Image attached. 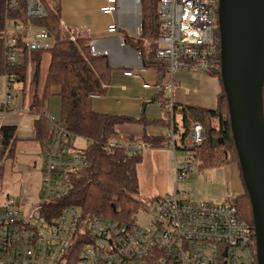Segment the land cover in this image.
<instances>
[{"label":"built area","instance_id":"1","mask_svg":"<svg viewBox=\"0 0 264 264\" xmlns=\"http://www.w3.org/2000/svg\"><path fill=\"white\" fill-rule=\"evenodd\" d=\"M100 1H104L99 9L103 15L133 11L140 19L141 0ZM218 1L158 0L155 57L163 64L167 77L185 70L220 72ZM51 3L4 0L1 39L4 63L9 70L17 66L24 51L46 54L51 49L53 41L48 29L33 24L47 17L53 9ZM19 8L24 20L7 17ZM118 29L113 22L107 32L118 36ZM140 31L141 27L139 35ZM87 46L93 57L108 55L95 41H89ZM145 68L142 65L137 70L124 71L123 76L139 78ZM3 77L6 95L0 110V131L5 117L13 113L8 91L15 83L11 72ZM172 85V80L160 84L163 97L158 104L170 115V126L162 138L163 145L174 154L175 189L165 197L149 199L143 208L139 205L124 223L96 216L83 220L74 204L57 209L49 206L66 200L72 190L71 176L87 163L82 150L73 144L77 136L43 111L50 138L40 146L43 161L38 199L24 209L14 198L4 197L0 205V264H66L74 241L81 246L77 264H257L253 224L239 217L235 195L215 204L193 201L189 193L177 189L179 181L199 168L197 154L204 134L199 123H191L186 134L174 125ZM100 146L106 153L122 150L131 157L141 156L151 148L142 140L125 141L119 137L106 139ZM139 212L145 215L143 223L137 221Z\"/></svg>","mask_w":264,"mask_h":264},{"label":"trees","instance_id":"2","mask_svg":"<svg viewBox=\"0 0 264 264\" xmlns=\"http://www.w3.org/2000/svg\"><path fill=\"white\" fill-rule=\"evenodd\" d=\"M51 2L53 9L48 12L47 17L33 21L35 25L46 27L53 41L51 49L46 53L49 58L47 65L41 66L43 52L24 51L20 57L21 63L9 70L3 59L1 33L5 12L4 0H0V75L4 76L5 73L11 72L16 83L24 84L28 70H31L33 74L29 108L32 110L36 105L41 103L43 105L48 98L57 97L60 104L59 122L63 128L88 142L86 148L82 149L87 163L83 169L84 175L72 181V190L63 203L56 202L49 206L57 209L64 204H74L79 207L83 220L96 216L118 223L127 222L138 208L133 196L138 191L136 167L141 162V156H127L122 150L106 153L102 151L100 144L111 137H119L121 130L124 129L129 131L124 137L125 141L139 139L150 143L151 148H162L163 138L151 137L147 135L145 129L148 126L167 128L171 123L170 115L164 112L162 120L148 121L142 116L133 119L95 113L92 110L90 96L103 97L106 94L110 68L105 57H93L89 54L87 39L76 41L61 39L58 0ZM157 5L158 0H141L140 35L135 43L127 36H124L123 40L140 53L144 67L157 65L162 73L164 66L155 57L156 46L149 54V59L154 60L152 62L146 60L139 46L145 41L153 44L157 42L159 27ZM7 17L24 20L20 8L10 12ZM208 75L217 76L221 81L220 73L217 71ZM261 89V118L264 126V81ZM38 90H41L40 94ZM216 105L214 111L173 105L174 125L177 126L175 117L178 116L184 134L187 133L191 123L202 125L204 141L197 154L199 171L238 163L223 90L217 97ZM42 114L43 112L33 123L34 141L40 146L50 138L48 122ZM133 128H138V132H133ZM0 135L1 159L5 153L12 154V145L16 140L14 129L11 127L3 126ZM239 196L241 200L237 196L234 198L238 215L244 221L253 224L246 190ZM80 247L78 241L73 242L71 251L66 256V264H77Z\"/></svg>","mask_w":264,"mask_h":264},{"label":"crops","instance_id":"3","mask_svg":"<svg viewBox=\"0 0 264 264\" xmlns=\"http://www.w3.org/2000/svg\"><path fill=\"white\" fill-rule=\"evenodd\" d=\"M58 4L62 40L76 41L87 39L88 42L95 41L100 50L108 52L105 59L110 68L109 84L103 97L92 99V110L95 113L130 117L133 119H138L142 116L148 121L162 120L164 111L158 104V101L162 100L163 96L159 86L171 80L173 83L172 100L175 106H191L211 111H214L217 107V97L222 91L221 81L217 76H210L200 71L192 72L185 70L177 71L172 77H167L165 71L161 73L157 65H148L139 78L123 76L124 71L137 70L142 66L141 56L140 54L138 55L139 52L124 43L123 40V37L127 36L133 43L137 41L140 19L136 12L103 15L99 9L104 4V1L100 0H58ZM113 22L119 26L118 36L107 32L108 26ZM139 46L148 61L149 54L156 44L145 41L140 43ZM149 60L150 62L154 61L151 58ZM45 65L46 63H43L41 66L44 67ZM29 72H31L32 76V71L29 70ZM143 85H148V88H143ZM29 104L30 101L28 102V110L26 109L27 111L21 113L11 106L13 113L8 114L3 122L4 126L14 129V139L16 140L13 142L14 147L16 146L14 158H16V155L18 156V152L23 155L30 152V146L33 143H37L34 141L33 123L38 119L39 115L37 116L32 112L33 109L29 108ZM2 106L3 102L0 105V110ZM176 122L177 129L181 131L182 128L180 123H178L179 121L176 120ZM165 129L148 126L145 130L147 135L151 137L162 138ZM132 130L133 132H138L139 129L133 128ZM122 131L129 132L124 129ZM38 146L39 151H41L40 144ZM150 149H167L171 152L166 146ZM225 168L229 169V173L232 176L239 178L242 190L240 191V195H243L245 189L242 185L239 168L236 165ZM232 195H235V193L233 192ZM4 197L0 196V205L3 203ZM227 199H224V201H227Z\"/></svg>","mask_w":264,"mask_h":264},{"label":"water","instance_id":"4","mask_svg":"<svg viewBox=\"0 0 264 264\" xmlns=\"http://www.w3.org/2000/svg\"><path fill=\"white\" fill-rule=\"evenodd\" d=\"M220 76L230 133L264 264V0H219Z\"/></svg>","mask_w":264,"mask_h":264},{"label":"rangeland","instance_id":"5","mask_svg":"<svg viewBox=\"0 0 264 264\" xmlns=\"http://www.w3.org/2000/svg\"><path fill=\"white\" fill-rule=\"evenodd\" d=\"M48 59V55L44 54L41 65L43 63L47 65ZM31 80V72L28 70L25 83H15L8 91L12 97L11 106L19 113L28 110V102L30 101L32 91ZM41 82L40 80L39 83L41 84ZM40 91L38 90L39 94ZM5 95V79L3 75H0V105L4 102ZM33 108L32 112L37 116L46 109L55 121H59L60 119L59 99L55 96L48 98L43 105L41 103V105H36ZM175 120L179 121L178 123L181 126V121L178 116L175 117ZM127 134H129L127 131L121 130L119 138L124 140ZM73 144L77 150H82L86 148L88 142L77 137ZM148 144L150 145V143ZM30 147V152L23 155L17 151L18 156L16 155V158H14L16 146L14 147L13 145L12 154L8 155V153H5L0 159V196L4 197L8 195L14 198L17 200L19 206L24 209L38 199L42 172V152L39 151L37 143H33ZM176 158L177 162L180 163L181 157L179 153L176 154ZM173 161L174 154L167 149H147L141 155L140 165L136 167L138 191L133 196L138 206L140 205V208H143L149 199L165 197L174 191L176 177L174 175ZM231 165L238 167V163L230 164L227 167ZM225 167V165H221V168L204 169L201 171L198 169L194 174L189 173L186 180L177 183V189L189 193L193 201L206 200L217 204L231 197L233 192L241 200L239 196L240 191H242L240 180L232 176L229 173V169ZM83 175V170H80L71 176L70 180L74 181ZM137 221L143 223L145 221V215L139 212L137 214Z\"/></svg>","mask_w":264,"mask_h":264}]
</instances>
